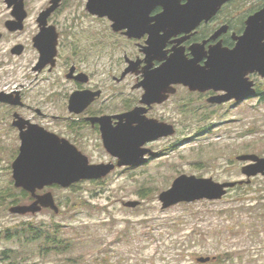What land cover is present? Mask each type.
I'll list each match as a JSON object with an SVG mask.
<instances>
[{
  "label": "flooded vegetation",
  "instance_id": "1",
  "mask_svg": "<svg viewBox=\"0 0 264 264\" xmlns=\"http://www.w3.org/2000/svg\"><path fill=\"white\" fill-rule=\"evenodd\" d=\"M262 10L264 0H0V92L19 98L17 104L0 101V106L8 109L17 132L18 153L21 132L35 127L68 140L84 154L96 142L94 146L111 157L98 163L117 164L111 153L127 152L125 142L139 122L126 115L138 109L146 110L140 118L173 126V134L141 146L148 153H165L167 149L155 151L146 145L175 136L177 122L153 112L170 109V102L181 111L186 105L181 92L192 97L187 103L197 99L208 106L263 100L264 77L254 71L244 78L253 83L255 94L245 99L228 98L224 89L191 90L166 78L161 93L166 98L143 101L150 71L175 55L189 61L198 58V65L204 66L216 46L234 49L250 17ZM53 49L54 63L49 54ZM43 58L49 62L41 64ZM23 61L33 63V79ZM11 80L18 85L9 89ZM61 94L64 101L58 104Z\"/></svg>",
  "mask_w": 264,
  "mask_h": 264
},
{
  "label": "rangeland",
  "instance_id": "2",
  "mask_svg": "<svg viewBox=\"0 0 264 264\" xmlns=\"http://www.w3.org/2000/svg\"><path fill=\"white\" fill-rule=\"evenodd\" d=\"M20 64L28 67L33 79V63ZM20 76L13 77L14 81ZM11 82L9 89L18 85ZM261 86L264 88V80ZM180 96L186 98L181 111L170 102V109L161 107L153 112L177 122L175 136L146 145L155 151L167 149L165 153L138 167H118L101 180L82 181L70 188L47 187L41 192H53L60 212L45 208L25 215L11 213L13 204L4 197L10 189H21L15 187L12 176L20 141L11 127L8 109L0 106V264L10 262L2 251L19 245L5 236L7 229L53 221L68 227L101 223L100 229L89 233L100 239L97 248L106 259L102 264H264V176L253 178L248 188L231 189L220 200L179 203L164 209L159 199L181 174L212 177L218 182L247 179L242 173L245 162L236 157L247 153L264 156V99L237 106H208L204 100L187 103L192 97L186 92ZM63 101L61 94L58 104ZM92 144L90 153H85L91 163L111 159L94 146L96 142ZM29 195L31 199L20 204L32 202ZM242 197L248 199L246 205H242ZM248 197L258 200L250 202ZM124 201L139 204L126 207ZM83 249L88 255L92 252L89 247ZM200 256L215 259L199 263ZM27 264L47 263L37 255ZM81 264L95 263L89 256Z\"/></svg>",
  "mask_w": 264,
  "mask_h": 264
},
{
  "label": "water",
  "instance_id": "3",
  "mask_svg": "<svg viewBox=\"0 0 264 264\" xmlns=\"http://www.w3.org/2000/svg\"><path fill=\"white\" fill-rule=\"evenodd\" d=\"M48 14L49 11L45 13L46 16ZM239 38L240 41L232 50L224 49L220 45L213 48L204 66L198 65V58L190 61L178 55L169 58L147 75V92L143 101L148 104L163 101L166 97L161 95L164 91L162 79L166 78L170 79V83L182 82L191 90L224 89L228 93V98L235 97L241 100L254 95L253 83L247 82L244 77L247 73L254 71L264 77V42H262L264 10L250 17L248 29ZM49 54L54 63L55 50L53 49ZM195 54H197L196 51ZM43 55L48 56L46 52ZM47 62L49 59L41 60V64ZM212 100L221 101V99ZM0 101L17 104L19 98H13V94L0 92ZM145 111V109H138L126 115L131 122L137 121L139 125L137 128H132L134 132L129 134L128 141L125 142L127 146L123 145V149L127 152L114 153L113 151L111 153L118 158L117 164L91 163L89 157L68 140L37 130L35 127L28 132H21L20 152L12 163V176L15 187L28 191L34 200L31 203L13 205L10 212L20 215L35 214L44 208H49L59 213L60 206L53 192L40 194L38 191L53 185L68 188L83 180L101 179L108 176L117 166L137 167L147 163L151 157H157L158 153H148L149 150L141 146L149 140L173 134V126L156 124L155 120L145 117L140 118L139 116ZM14 124L17 125L18 122L15 121ZM104 140L111 146V140H108L106 136ZM236 158L245 162L242 173L247 179L218 182L212 177L181 174L175 178L169 189L160 193L162 208L199 200H220L237 185L250 184L252 178L264 176V156L247 153L240 154ZM138 204V201L123 202L124 206L131 208L137 207ZM214 259L215 257L212 256H200L197 261L207 263Z\"/></svg>",
  "mask_w": 264,
  "mask_h": 264
},
{
  "label": "trees",
  "instance_id": "4",
  "mask_svg": "<svg viewBox=\"0 0 264 264\" xmlns=\"http://www.w3.org/2000/svg\"><path fill=\"white\" fill-rule=\"evenodd\" d=\"M72 186L74 187V185ZM249 186L238 185V188L243 189ZM4 197L9 200L10 205L20 204L24 200L31 199L29 193L23 189H20L19 192L10 189ZM246 200H248L246 197H242V205L247 204ZM249 200L253 202L258 200V197H252ZM100 226L101 223L95 225L81 223L80 225L68 227L56 221L48 225L44 223H23L5 231V236L9 240L16 241L19 245L15 249H6L1 254L8 257L9 264H25V262L27 264L28 260L37 255L43 260L45 259L47 264H81L89 256L92 257L95 264H102L106 259L102 257L101 249L97 248L101 244L100 239L93 233H89L100 229ZM127 230L124 233L129 234L130 227ZM72 231L73 233H71ZM130 236L126 235L127 238H130ZM86 247L92 250L89 255L83 249ZM48 259L53 260L48 261Z\"/></svg>",
  "mask_w": 264,
  "mask_h": 264
}]
</instances>
